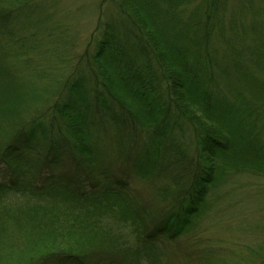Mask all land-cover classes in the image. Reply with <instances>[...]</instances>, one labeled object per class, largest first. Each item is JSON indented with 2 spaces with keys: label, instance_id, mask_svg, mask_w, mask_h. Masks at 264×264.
Returning <instances> with one entry per match:
<instances>
[{
  "label": "trees",
  "instance_id": "16d2710c",
  "mask_svg": "<svg viewBox=\"0 0 264 264\" xmlns=\"http://www.w3.org/2000/svg\"><path fill=\"white\" fill-rule=\"evenodd\" d=\"M21 1L0 7V46L17 58L38 47ZM106 2L91 83L0 82L1 264H159L157 241L186 233L228 171L264 175V0ZM101 119L128 138L108 142L127 155L116 170L97 161ZM184 124L196 154L170 159ZM133 176L164 181L165 207L142 203Z\"/></svg>",
  "mask_w": 264,
  "mask_h": 264
},
{
  "label": "rangeland",
  "instance_id": "374dc122",
  "mask_svg": "<svg viewBox=\"0 0 264 264\" xmlns=\"http://www.w3.org/2000/svg\"><path fill=\"white\" fill-rule=\"evenodd\" d=\"M11 3L15 2L0 0V7ZM19 3L26 10L23 18L27 22L26 31L37 34L29 45L38 47L27 56L17 58L10 55L9 47L0 46V82L9 83L13 79L11 86L23 91L45 85L57 90L61 74L62 81L83 77L91 83V69L97 67L93 55L101 37L99 23L107 19L114 7L108 2L101 6L103 0H22ZM49 33L51 38L46 37ZM60 97L56 95L51 103L59 101ZM108 101L111 102L109 96ZM118 110L121 116V108ZM99 128L104 138L98 140L97 161L104 170H116V166L121 167L118 161L123 158L126 161L127 155H123L120 148H116L119 151L115 153L108 142L123 145L128 138L124 141L117 137L103 119ZM184 128L177 129L174 145L170 147L166 143L170 159L171 150L177 152L179 146L190 156L196 154L193 131L186 124ZM139 137L148 142L145 133ZM156 186L161 188L164 181L154 178L149 182L133 176L132 187L138 189L136 193L142 203L161 209L165 204L155 194ZM16 197L21 196H9L5 201L16 204ZM203 207L186 233L157 241L153 256L158 258L159 264H264V175L228 171L212 188ZM130 229L123 227L122 231L129 242H136V235Z\"/></svg>",
  "mask_w": 264,
  "mask_h": 264
}]
</instances>
